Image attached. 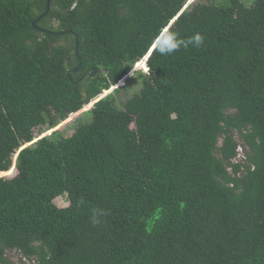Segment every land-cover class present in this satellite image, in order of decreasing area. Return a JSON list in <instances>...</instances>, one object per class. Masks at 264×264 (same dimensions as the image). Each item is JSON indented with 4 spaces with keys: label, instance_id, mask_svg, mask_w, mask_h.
I'll list each match as a JSON object with an SVG mask.
<instances>
[{
    "label": "trees",
    "instance_id": "obj_1",
    "mask_svg": "<svg viewBox=\"0 0 264 264\" xmlns=\"http://www.w3.org/2000/svg\"><path fill=\"white\" fill-rule=\"evenodd\" d=\"M188 1L0 0V264H264V0Z\"/></svg>",
    "mask_w": 264,
    "mask_h": 264
},
{
    "label": "rangeland",
    "instance_id": "obj_2",
    "mask_svg": "<svg viewBox=\"0 0 264 264\" xmlns=\"http://www.w3.org/2000/svg\"><path fill=\"white\" fill-rule=\"evenodd\" d=\"M256 0H243L244 4L248 7L252 6L255 3ZM137 65V64H136ZM135 74H131L128 78L133 77ZM136 80H130L128 81V89L124 90L122 93L117 94V98H118V103L119 104H123V102L128 98L131 97L134 93L138 92L142 85V79L139 77L135 78ZM127 83V80H125L124 82H122L120 85H124ZM89 109V108H88ZM88 109H82L80 114L84 113L86 110ZM76 116H70L66 121L62 122L57 128L65 135H69L72 133V131L74 130L75 126L79 123V122H85L87 120H89V116H84L82 117L80 120H78L79 115ZM54 130V129H52ZM52 130H47L46 128L43 129H35V135L37 136L36 139H40L41 137H43V135H45L46 133L51 132ZM43 131V132H42ZM236 138L240 141L239 137L236 136ZM246 154H247V150L245 149V147L243 145H241L239 147V155L237 160L241 161L244 160L246 158ZM16 171H13L12 173L8 174V177H12L16 174ZM55 203L59 206V207H67L70 204L69 198L66 195L63 196H59L55 199ZM7 257L15 264H30L29 260H26L22 254L16 250H9L7 251Z\"/></svg>",
    "mask_w": 264,
    "mask_h": 264
},
{
    "label": "clouds",
    "instance_id": "obj_3",
    "mask_svg": "<svg viewBox=\"0 0 264 264\" xmlns=\"http://www.w3.org/2000/svg\"><path fill=\"white\" fill-rule=\"evenodd\" d=\"M203 44H204V36L200 33H196L194 37L189 38L187 41H185L184 39L180 38L177 33L173 32L171 33V42L166 47L159 48L158 53L160 55L169 56L179 51L181 47L187 48L188 45H192L194 47L199 48ZM149 71L150 69L146 65L139 64V65L132 66L130 74H135L137 72H142L144 74H147ZM103 215H106V213L103 212L102 210L94 209L92 211V218H91L92 224L95 226V225H99L100 223H102L99 217Z\"/></svg>",
    "mask_w": 264,
    "mask_h": 264
},
{
    "label": "water",
    "instance_id": "obj_4",
    "mask_svg": "<svg viewBox=\"0 0 264 264\" xmlns=\"http://www.w3.org/2000/svg\"><path fill=\"white\" fill-rule=\"evenodd\" d=\"M195 1H196V0H189L188 3L186 4V6L184 7V9L187 8L190 4H192V3L195 2ZM51 2H52V0H47V10L45 11V13H44L40 18L46 16V15L49 13V11H50V9H51ZM172 22H174V20H173ZM34 25H35L38 29H40L41 31H43V32H48V33L57 34L56 32H53V31H50V30H47V29H44V28H41V27L37 26V21L34 22ZM167 29H168V28H166L165 31H166ZM165 31H164V32H165ZM160 39H161V38H159V39L156 41V43H155L154 46L152 47L151 51H150V52L148 53V55L143 59L145 62H147V60H148V58H149V56H150L152 50H153V49L156 47V45L159 43ZM77 49H78V45H77ZM143 60H142V61H143ZM137 64H138V63H137ZM79 70H80V65L74 69V72H78ZM102 73H103V70H102L101 68H92L91 70L88 71L87 75L90 76V77H97L98 75H100V74H102ZM130 73H131V72H130ZM130 73H129L126 77H123L122 80L120 81V83H119L118 85H120L122 82H124V81L126 80V78L129 77V76L131 75ZM118 85H117V86H118ZM117 86L112 87L110 90H105L104 93H102L96 101L102 99V98L105 97L107 94L111 93V92H112ZM93 104H94V103H92V104L86 106L84 109H88V108H90ZM80 112H81V111H79V112H77V113H73V114H71V116H76V115L80 114ZM74 114H75V115H74ZM58 129H59V128H58ZM58 129H54V130H58ZM54 130H52V131L49 132V133H46L45 135H43V137H44V136H47V135H49V134H51ZM41 138H42V137H41ZM38 140H39V139H35L32 143L27 144L25 147H27V146H29V145H31V144H34V143L37 142ZM25 147H23V148H25ZM7 175H8V174H6L5 172L0 174V176H7Z\"/></svg>",
    "mask_w": 264,
    "mask_h": 264
},
{
    "label": "bare ground",
    "instance_id": "obj_5",
    "mask_svg": "<svg viewBox=\"0 0 264 264\" xmlns=\"http://www.w3.org/2000/svg\"><path fill=\"white\" fill-rule=\"evenodd\" d=\"M144 61V60H143ZM138 65V64H137Z\"/></svg>",
    "mask_w": 264,
    "mask_h": 264
}]
</instances>
